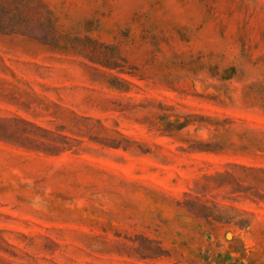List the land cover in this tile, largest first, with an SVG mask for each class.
Listing matches in <instances>:
<instances>
[{
    "label": "rangeland",
    "instance_id": "1",
    "mask_svg": "<svg viewBox=\"0 0 264 264\" xmlns=\"http://www.w3.org/2000/svg\"><path fill=\"white\" fill-rule=\"evenodd\" d=\"M0 264H264V0H0Z\"/></svg>",
    "mask_w": 264,
    "mask_h": 264
}]
</instances>
